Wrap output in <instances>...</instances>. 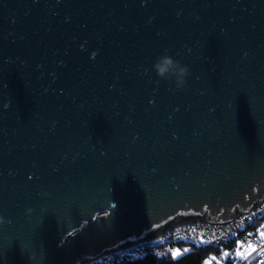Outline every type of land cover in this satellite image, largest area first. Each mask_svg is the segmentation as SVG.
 Masks as SVG:
<instances>
[{
	"label": "water",
	"instance_id": "water-1",
	"mask_svg": "<svg viewBox=\"0 0 264 264\" xmlns=\"http://www.w3.org/2000/svg\"><path fill=\"white\" fill-rule=\"evenodd\" d=\"M166 50L181 90L152 71ZM263 201L264 0H0V264L94 262Z\"/></svg>",
	"mask_w": 264,
	"mask_h": 264
},
{
	"label": "built area",
	"instance_id": "built-area-1",
	"mask_svg": "<svg viewBox=\"0 0 264 264\" xmlns=\"http://www.w3.org/2000/svg\"><path fill=\"white\" fill-rule=\"evenodd\" d=\"M260 219H264V201L260 206L239 213L231 220L225 222L196 220L175 224L164 229L158 237L111 255H103L97 261L81 264H131L142 259L146 254L162 258L170 247H180L185 243L207 244L222 249L223 246L231 244L235 240L242 242L239 251H242L247 245H252L254 250L244 260L232 264H264V240L258 239L252 230V224ZM219 264L226 263L221 260Z\"/></svg>",
	"mask_w": 264,
	"mask_h": 264
},
{
	"label": "trees",
	"instance_id": "trees-1",
	"mask_svg": "<svg viewBox=\"0 0 264 264\" xmlns=\"http://www.w3.org/2000/svg\"><path fill=\"white\" fill-rule=\"evenodd\" d=\"M254 224L255 223H253V225ZM184 246L188 247V250L179 256L174 257L172 254V249L175 247H170L162 258H156L152 254H146L142 259H138L131 264H203L206 259L210 258H217L218 260H222L223 257L221 256V250L226 245L223 246L222 249L211 247L207 244L195 245L192 243H185L180 247L183 248ZM225 249L228 250V253L230 255H232L235 250V242L228 244ZM229 254L225 258L226 264H232ZM212 264L219 263L213 262Z\"/></svg>",
	"mask_w": 264,
	"mask_h": 264
},
{
	"label": "clouds",
	"instance_id": "clouds-1",
	"mask_svg": "<svg viewBox=\"0 0 264 264\" xmlns=\"http://www.w3.org/2000/svg\"><path fill=\"white\" fill-rule=\"evenodd\" d=\"M152 71L160 80L170 81L174 84L176 90H181L186 84V79L189 76V69L182 65L178 60H174L167 52L157 57L155 63L152 65ZM31 212V209L27 210ZM5 223L11 224V221H6L0 216V225Z\"/></svg>",
	"mask_w": 264,
	"mask_h": 264
},
{
	"label": "crops",
	"instance_id": "crops-1",
	"mask_svg": "<svg viewBox=\"0 0 264 264\" xmlns=\"http://www.w3.org/2000/svg\"><path fill=\"white\" fill-rule=\"evenodd\" d=\"M254 223H255L254 225L252 224L253 233L258 237V239L264 240V236H262V233H264V219L257 220ZM234 242H235V250L232 255H230L228 253V250L225 249V247L228 245L223 247V249L221 250V256L223 257L222 258L223 261L226 260L225 258L227 257L228 254L230 255L231 258L230 260L232 261L231 263H235L240 260H244V258L250 256L253 253L254 248L252 245H247L244 247L242 251H239V249L242 247V242L240 240H235ZM220 261L221 260H219V262Z\"/></svg>",
	"mask_w": 264,
	"mask_h": 264
},
{
	"label": "rangeland",
	"instance_id": "rangeland-1",
	"mask_svg": "<svg viewBox=\"0 0 264 264\" xmlns=\"http://www.w3.org/2000/svg\"><path fill=\"white\" fill-rule=\"evenodd\" d=\"M187 250H188V247L186 246H184L183 248L175 247L172 249V254L174 257H176L186 252ZM213 262L218 263L219 260L217 258H210V259H206L203 264H212Z\"/></svg>",
	"mask_w": 264,
	"mask_h": 264
},
{
	"label": "snow or ice",
	"instance_id": "snow-or-ice-1",
	"mask_svg": "<svg viewBox=\"0 0 264 264\" xmlns=\"http://www.w3.org/2000/svg\"><path fill=\"white\" fill-rule=\"evenodd\" d=\"M262 236H264V233H262ZM251 247V246H250ZM254 250V249H253ZM227 255V254H226Z\"/></svg>",
	"mask_w": 264,
	"mask_h": 264
}]
</instances>
